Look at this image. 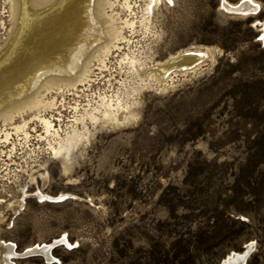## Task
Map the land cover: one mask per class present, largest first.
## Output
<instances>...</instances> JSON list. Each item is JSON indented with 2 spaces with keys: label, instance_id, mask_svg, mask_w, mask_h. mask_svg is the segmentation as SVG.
I'll list each match as a JSON object with an SVG mask.
<instances>
[{
  "label": "rangeland",
  "instance_id": "obj_1",
  "mask_svg": "<svg viewBox=\"0 0 264 264\" xmlns=\"http://www.w3.org/2000/svg\"><path fill=\"white\" fill-rule=\"evenodd\" d=\"M130 1L134 13L106 8L125 38L105 66L92 62L90 82L16 112L27 137H0V242L15 244L16 264H219L253 240L246 264H264V0L249 14L224 5L240 0ZM11 21L0 0V45ZM187 48L209 55L164 80L140 76ZM103 97L129 103L130 119H91ZM72 127L83 137L56 152ZM63 235L72 247L55 260L23 256Z\"/></svg>",
  "mask_w": 264,
  "mask_h": 264
},
{
  "label": "bare ground",
  "instance_id": "obj_2",
  "mask_svg": "<svg viewBox=\"0 0 264 264\" xmlns=\"http://www.w3.org/2000/svg\"><path fill=\"white\" fill-rule=\"evenodd\" d=\"M114 2L121 4L129 14L134 13V4L130 0H8L12 26L0 45L2 140L9 139L10 129L16 133L25 132V137L28 136V121L22 119V122L14 123L16 112L35 107L40 112L42 107L55 106L56 95H49L53 89H70L68 87H77L78 83L90 82L92 62L96 60L103 67L111 50L120 48L119 43L125 38L122 32L124 27L119 25V17L114 12L106 10ZM224 5L239 14L255 12L259 7L256 0H240L235 4ZM123 22L127 26L134 25V20L128 17ZM208 55L206 50L187 48L153 69H142L140 76L144 78L143 75L154 72L158 80H164L172 77V72L195 68ZM93 109L100 114L91 111L89 116L93 120L102 117L105 121L120 123L129 120L132 115L129 103L124 104L120 99L112 97H103ZM35 116L40 118L47 134L57 132L61 126L59 123L55 127L57 123L53 122L54 117L39 113ZM55 119L62 120L60 116ZM78 119L83 120L75 117V120ZM8 124H12V128H8ZM82 137L83 134L72 127L71 132L67 131L66 136L59 140L58 147L53 146V149L68 154L70 145L76 144ZM54 241L69 244L65 235L54 238ZM52 242L36 244L28 248L23 256L43 255L46 259L54 258L55 247ZM254 245L253 240L247 242L242 251H231L219 264H244ZM29 249L32 251L29 252ZM12 256H17L15 244L0 242V264H16Z\"/></svg>",
  "mask_w": 264,
  "mask_h": 264
},
{
  "label": "water",
  "instance_id": "obj_3",
  "mask_svg": "<svg viewBox=\"0 0 264 264\" xmlns=\"http://www.w3.org/2000/svg\"><path fill=\"white\" fill-rule=\"evenodd\" d=\"M52 243H53V245H54L53 248L59 245V244H58L57 242H55L54 240H53ZM64 244H66V243H64ZM66 245L69 246V245H71V244H70V242H69V244H66ZM249 256H250V255H248V256L245 258V260H244V264L248 261ZM46 260H48V261H52V260H55V257H54V258H51V259H46ZM242 263H243V262H242ZM231 264H232V263H231ZM234 264H238V262H236V263H234Z\"/></svg>",
  "mask_w": 264,
  "mask_h": 264
},
{
  "label": "snow or ice",
  "instance_id": "obj_4",
  "mask_svg": "<svg viewBox=\"0 0 264 264\" xmlns=\"http://www.w3.org/2000/svg\"><path fill=\"white\" fill-rule=\"evenodd\" d=\"M168 2H169V3H172V0H168ZM57 243H59V241H58ZM37 247H39V246H37ZM69 247H72V245H69ZM249 247H251V245H249ZM28 251L31 252L32 249H29ZM231 259H232V258H230V262H231Z\"/></svg>",
  "mask_w": 264,
  "mask_h": 264
}]
</instances>
